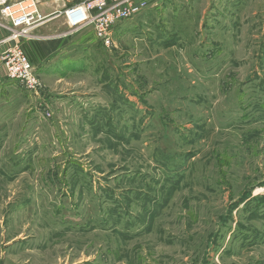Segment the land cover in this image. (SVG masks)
Masks as SVG:
<instances>
[{
  "label": "rangeland",
  "instance_id": "obj_1",
  "mask_svg": "<svg viewBox=\"0 0 264 264\" xmlns=\"http://www.w3.org/2000/svg\"><path fill=\"white\" fill-rule=\"evenodd\" d=\"M84 35L80 74L0 86V264H264V0Z\"/></svg>",
  "mask_w": 264,
  "mask_h": 264
},
{
  "label": "built area",
  "instance_id": "obj_2",
  "mask_svg": "<svg viewBox=\"0 0 264 264\" xmlns=\"http://www.w3.org/2000/svg\"><path fill=\"white\" fill-rule=\"evenodd\" d=\"M148 4L149 0H73L65 4L60 15L72 29L92 28L95 37L109 47L116 28L140 14ZM54 16L41 14L39 0H0V17L10 24L13 41L32 38V30ZM0 64L4 73L1 83L17 81L29 92L40 93V76L18 43L0 54Z\"/></svg>",
  "mask_w": 264,
  "mask_h": 264
},
{
  "label": "crops",
  "instance_id": "obj_3",
  "mask_svg": "<svg viewBox=\"0 0 264 264\" xmlns=\"http://www.w3.org/2000/svg\"><path fill=\"white\" fill-rule=\"evenodd\" d=\"M63 6H65V3ZM59 17L62 16H57L52 20L58 19ZM49 21L33 29L31 32L32 38H23L19 41L11 40L12 31L10 30V24L5 20L0 21V54H3L18 43L37 70L42 82L48 79L61 81L68 79L71 74H80L66 71V69H68L67 66H70L69 63L73 61L71 50L73 47L75 50L79 47H86L85 45L89 41L85 35L81 38L79 36V32L88 27L80 30L72 29L67 25L64 19L62 25L66 28L64 31H60L59 27L56 29L53 24H49L51 20ZM0 71V78H2L4 74L2 64H0ZM79 72H81V70H79ZM2 84L3 83L0 82V86ZM3 92L4 90L0 89V93Z\"/></svg>",
  "mask_w": 264,
  "mask_h": 264
}]
</instances>
